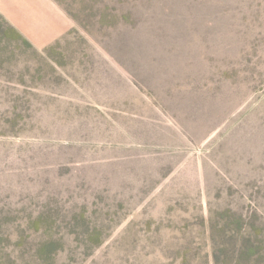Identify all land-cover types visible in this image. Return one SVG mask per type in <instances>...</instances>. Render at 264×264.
<instances>
[{"label": "rangeland", "instance_id": "obj_1", "mask_svg": "<svg viewBox=\"0 0 264 264\" xmlns=\"http://www.w3.org/2000/svg\"><path fill=\"white\" fill-rule=\"evenodd\" d=\"M0 15V264H264V0H56Z\"/></svg>", "mask_w": 264, "mask_h": 264}, {"label": "crops", "instance_id": "obj_2", "mask_svg": "<svg viewBox=\"0 0 264 264\" xmlns=\"http://www.w3.org/2000/svg\"><path fill=\"white\" fill-rule=\"evenodd\" d=\"M0 15L38 49L57 42L74 27L73 18L56 0H0Z\"/></svg>", "mask_w": 264, "mask_h": 264}, {"label": "trees", "instance_id": "obj_3", "mask_svg": "<svg viewBox=\"0 0 264 264\" xmlns=\"http://www.w3.org/2000/svg\"><path fill=\"white\" fill-rule=\"evenodd\" d=\"M13 29H14L15 31H17L14 27H13ZM17 32L19 33V35L23 36L19 31H17Z\"/></svg>", "mask_w": 264, "mask_h": 264}]
</instances>
